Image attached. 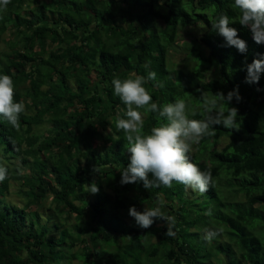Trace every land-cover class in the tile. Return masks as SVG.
<instances>
[{
	"label": "trees",
	"instance_id": "1",
	"mask_svg": "<svg viewBox=\"0 0 264 264\" xmlns=\"http://www.w3.org/2000/svg\"><path fill=\"white\" fill-rule=\"evenodd\" d=\"M233 3L10 0L0 11V75L12 77L15 99L25 104L19 129L0 117V166L8 169L0 183V264H205L212 247L196 248L187 235L211 224L225 228L240 254L239 262H230L228 244L216 246L227 254L223 264H264V216L253 209L264 210V73L258 83H245V65L264 56V44L238 23ZM221 14L246 42L244 54L224 46L211 30ZM183 29L195 34L183 44V63L168 67L167 52ZM149 71L156 73L145 85L153 102L187 101L194 109L189 119L219 116L225 107L209 112L205 102L211 94L238 89L240 102L234 98L228 107L238 108L239 129L213 125L215 135L188 154L201 171L211 172L207 192L191 197L176 183L150 190L142 182L120 183L130 154L116 122L126 118V108L111 81L129 73L147 77ZM140 111L145 134L163 122ZM226 179L231 189L224 192L219 183ZM92 184L97 194L89 193ZM10 193L25 203L11 204ZM199 194L207 211L201 202L196 228L188 200ZM224 194H241L245 204L228 209ZM161 196L162 210L175 220L171 234L163 221L140 229L124 219L130 207H156Z\"/></svg>",
	"mask_w": 264,
	"mask_h": 264
},
{
	"label": "clouds",
	"instance_id": "2",
	"mask_svg": "<svg viewBox=\"0 0 264 264\" xmlns=\"http://www.w3.org/2000/svg\"><path fill=\"white\" fill-rule=\"evenodd\" d=\"M9 3L10 0H0V11L6 10ZM233 7L239 11L238 23L250 30L253 41L256 44H264V0H234ZM230 24L229 16L221 14L211 24V30L223 38L224 46L234 47L244 54L247 51L246 42L238 38L237 30L229 27ZM245 68V83H258L264 73V56L246 64ZM155 80L156 73L149 71L147 77L129 73L125 79L116 76L111 81L113 94L119 97L126 108V118L116 122L117 128L124 133L126 150L130 154L127 167H122L120 172V183L126 185L142 182L146 190L171 188L173 183H176L200 193L207 192L212 181L211 172L201 171L188 154L192 151L194 143H199L206 136L215 135L213 125H222L225 129H239V110L236 107H228L234 98L237 103L240 102L238 89L229 91L227 95L221 92L211 94V101L205 102L206 110L211 112L218 104H222L226 111L217 117L209 116L207 119L197 120L188 118L187 106L182 99L162 106L153 102L145 85ZM156 86L153 84V87ZM141 109L158 114V119L163 121L158 127H153L149 134H145L143 130ZM24 112L25 104L15 99L12 77L0 75V117L13 128L19 129V117ZM7 177L8 169L0 166V183ZM98 192L97 185L92 184L89 193ZM164 203L161 196L156 201V207H144L143 211H138L132 206L128 209V216L140 229H149L156 221H163L167 229L165 234H171V226L175 220L162 211ZM213 235L214 233L209 232L207 238L211 239Z\"/></svg>",
	"mask_w": 264,
	"mask_h": 264
},
{
	"label": "rangeland",
	"instance_id": "3",
	"mask_svg": "<svg viewBox=\"0 0 264 264\" xmlns=\"http://www.w3.org/2000/svg\"><path fill=\"white\" fill-rule=\"evenodd\" d=\"M137 13H140V12L138 10H134L133 11L134 15L137 14ZM134 22H137V21L134 19ZM156 27L158 29L161 28L162 27V23L160 21L156 22ZM194 34H195V31L192 30V29L191 30L190 29H183V30H180L178 32L177 38L175 39L174 47H170L168 52H167V64H168V67H172L174 65L180 66L181 63H183L182 59L185 56V50H184L183 44L188 42L190 40V38H192L194 36ZM141 35H142V33L139 30V32L137 33V36L139 37ZM107 48H109V47H107ZM190 107L191 106L187 105L188 118L190 117V115H192V113L194 111V109H192V107L191 108ZM225 142H226V140L224 142H222V143H219L218 148L223 146L225 144ZM196 145H197V143H194L192 145V151H191L192 153L193 152L196 153V147H197ZM149 176H151V175H149ZM239 182H241V179H238V180L234 181L235 185H238ZM219 186L222 189V191L224 190V192L226 190H230L231 189L228 186V179L222 180L219 183ZM187 189H189V192H190L189 195H191V197L194 196V195H198V193H199V191H194V190H192L190 188H187ZM191 197H189V198L191 199ZM196 197H200V199L188 200L189 201L188 205L192 209V216L194 217L195 221L197 222L195 227L198 228L199 227V223H202L200 216L202 214V210H204L202 208H199V205H200L201 202H203L205 204V209H206L207 205H206V203L203 200L205 198V195H203V194L200 195L199 194V196H196ZM222 199H226L228 201V205H227L228 209H230V205H233V204H240V205L241 204H245V198L241 194H238L234 198L231 195H229V194H224V196L222 195ZM8 201L11 204L19 205V206H21V205H23L25 203V200L22 197L17 196L14 193H10L9 194ZM145 207H147V205ZM253 209L255 211H257L258 214L264 216V210L261 207L254 206ZM206 211H207V209H206ZM224 213H226V212L224 211ZM207 215H208V212H207ZM228 216L230 218H232V219L234 218L233 215L230 214L229 212H228ZM208 218H209L210 221H212V223L214 222L213 215H210ZM124 219L128 223H131L133 221V219L131 217H129V216L128 217L126 216ZM134 224H135V222H134ZM218 226H220V227H218ZM224 230H225V228L222 227V225H220V224L219 225L216 224V228H215V226L213 224H211L207 228H205V230H203L201 232L198 229H194V227L190 229L191 233L188 234L187 237H191V239L189 241L192 242L193 245L196 246V248H199V247L203 246V244L205 243V251H207V250L209 251L211 249V247L213 249V250H211V255L208 258V261L205 262V264H223L226 261L227 254H226V252L224 250L216 251L217 249H215V247L216 246L225 247L226 244H228V247H229L228 256L230 258L228 260H230V262H235V263L240 261V254L238 253L236 247L231 243L232 241H230L227 238L226 231H224ZM209 232L214 233V235L212 236L211 239L207 238ZM254 233L256 235H261V233H260V231H258V229ZM220 245H222V246H220ZM202 253H207V252H202ZM156 260L157 259H155V261ZM77 263L79 264L78 261H77ZM241 264H247V263L242 262Z\"/></svg>",
	"mask_w": 264,
	"mask_h": 264
},
{
	"label": "crops",
	"instance_id": "4",
	"mask_svg": "<svg viewBox=\"0 0 264 264\" xmlns=\"http://www.w3.org/2000/svg\"><path fill=\"white\" fill-rule=\"evenodd\" d=\"M143 209H144V207L142 208V210H141V211H143Z\"/></svg>",
	"mask_w": 264,
	"mask_h": 264
}]
</instances>
